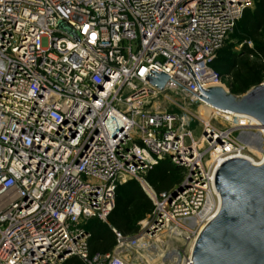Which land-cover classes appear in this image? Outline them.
I'll list each match as a JSON object with an SVG mask.
<instances>
[{"label": "built area", "instance_id": "1", "mask_svg": "<svg viewBox=\"0 0 264 264\" xmlns=\"http://www.w3.org/2000/svg\"><path fill=\"white\" fill-rule=\"evenodd\" d=\"M254 1L0 0V264H130L163 232L195 243L221 208L218 168L264 162V125L200 97L220 84L216 55ZM163 161L183 171L176 195L180 183L157 192L146 178ZM132 179L151 221L136 235L113 228L114 249L92 254L86 223L107 222Z\"/></svg>", "mask_w": 264, "mask_h": 264}, {"label": "water", "instance_id": "2", "mask_svg": "<svg viewBox=\"0 0 264 264\" xmlns=\"http://www.w3.org/2000/svg\"><path fill=\"white\" fill-rule=\"evenodd\" d=\"M60 26L73 33L66 24ZM148 80L164 89L169 76L156 73ZM201 91L211 107L252 116L264 125L263 83L242 95L223 85ZM215 181L221 208L196 239L189 264H264V162L229 159L218 168ZM184 187L180 183L173 194Z\"/></svg>", "mask_w": 264, "mask_h": 264}, {"label": "trees", "instance_id": "3", "mask_svg": "<svg viewBox=\"0 0 264 264\" xmlns=\"http://www.w3.org/2000/svg\"><path fill=\"white\" fill-rule=\"evenodd\" d=\"M254 3L256 5L255 9L252 10L251 7L248 8L237 24L241 25L242 38L246 40L249 39V41L257 43L259 48L256 50L246 45V51L249 54L256 55L264 59V51L262 49L263 44H258L260 32L264 31V0H255ZM215 63L216 60L213 63L214 69L223 78L224 74L218 70ZM227 63V70L231 72V76L237 81L238 87L241 86L242 88H246L245 86L248 85L247 83L250 80L256 81L254 86L261 83L259 82L260 76L256 75L255 71L250 70L248 65L239 58L231 59V61H228ZM233 93L235 92L233 91ZM180 170L181 169L179 167L174 166L170 162L163 161L150 171L146 178L149 183L155 187H157V182H161L160 184L164 188L162 191H165L179 184L184 178V175H182L183 173H179V175L172 179L173 181L171 182L169 179H166L167 173L177 172ZM116 208L119 210V214L117 216L114 214L112 215ZM152 208L153 207L147 193L137 180L132 179L119 185L116 195V206L109 216L110 222L106 223L99 219H91L89 221L94 220L92 224L89 221L86 223V228L91 233L89 242L91 253H105L112 251L116 244L113 228L126 235H133L130 234L132 231L130 226L143 219L146 214L152 210ZM65 264H84V262L79 257L74 256Z\"/></svg>", "mask_w": 264, "mask_h": 264}, {"label": "rangeland", "instance_id": "4", "mask_svg": "<svg viewBox=\"0 0 264 264\" xmlns=\"http://www.w3.org/2000/svg\"><path fill=\"white\" fill-rule=\"evenodd\" d=\"M255 6V3H253L251 9H255ZM241 31V25L237 24V26H235L233 31L229 34L223 47L218 51L215 59V64L218 70L224 74L219 85H223L231 92L234 91L235 94L239 95H242L246 93L249 89H251L256 83V81H248V85L245 86L246 88H242L241 86L238 87L237 81L231 76V72L227 70V62H230L231 59L239 58L240 60L245 62L250 70L255 71L256 75L260 76L259 82L262 83L264 79V59L256 55L249 54L245 49V46L248 45V47L257 50L259 49L258 45L255 42L249 41V39L246 40L242 38ZM258 44H263L262 49L264 51V31L260 32ZM201 107V104H195L191 106V110L193 112H200ZM207 112L210 114V111H208V109ZM219 122L220 121L218 119L212 118V123L219 124ZM199 124L200 123L198 121H193L190 125L191 129L194 130V134L196 137H198L201 133V129L198 126ZM256 156L258 155L255 154L252 157L256 158ZM179 173H183V171L180 170L177 172L167 173L166 179H169V181L172 182V179L178 176ZM160 183L161 182H157V187L151 184L157 192H162V190H164ZM149 200L152 207L154 208L153 202L150 197ZM153 208L146 214L143 219L137 221L135 224H132L130 226L132 228L130 234H138V232L144 227V225L151 221ZM113 214L117 216L119 214V210H117L116 208L112 215ZM89 222L92 224L94 220ZM109 222L110 219L108 218V221L106 223ZM187 236V233L182 234V236H176L171 235L167 232H163L159 234L156 238H153L151 249L139 251L136 254L127 253V260L130 264H185L187 259L191 256V246L193 244V239L188 240Z\"/></svg>", "mask_w": 264, "mask_h": 264}, {"label": "bare ground", "instance_id": "5", "mask_svg": "<svg viewBox=\"0 0 264 264\" xmlns=\"http://www.w3.org/2000/svg\"><path fill=\"white\" fill-rule=\"evenodd\" d=\"M207 109H208V111H210V113H211V110H210L209 108H207V107H204L203 105H202V107L200 108L201 115H202V117H203L206 121H208V120H209V117H210V114L207 112ZM253 151L256 152V153H259V149H257L256 147L253 148ZM263 155H264V153H263ZM205 212H206V211H205ZM205 212H204V214H205ZM204 214H202V215H204ZM214 216H215V214H214ZM214 216H213V217H214ZM193 243H194V242H193ZM192 248H193V244H192V246H191V253H192ZM190 255H191V254H190ZM190 259H191V256L187 259V261H186L185 264H189Z\"/></svg>", "mask_w": 264, "mask_h": 264}]
</instances>
